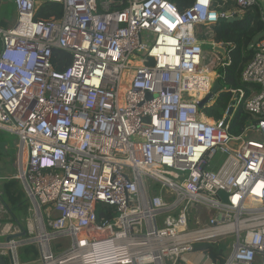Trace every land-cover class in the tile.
Returning <instances> with one entry per match:
<instances>
[{
  "label": "built area",
  "instance_id": "obj_1",
  "mask_svg": "<svg viewBox=\"0 0 264 264\" xmlns=\"http://www.w3.org/2000/svg\"><path fill=\"white\" fill-rule=\"evenodd\" d=\"M213 1L182 13L165 0L11 1L0 132L16 137L10 177L29 208L21 227L0 204L2 264H213L194 246L215 242L227 244L223 264H264V38L241 74L250 95L207 119L198 104L226 59L199 35L256 4L217 14ZM46 2L60 19H35ZM54 50L69 56L62 71ZM242 101L256 123L232 136ZM27 246L36 260L23 261Z\"/></svg>",
  "mask_w": 264,
  "mask_h": 264
},
{
  "label": "trees",
  "instance_id": "obj_2",
  "mask_svg": "<svg viewBox=\"0 0 264 264\" xmlns=\"http://www.w3.org/2000/svg\"><path fill=\"white\" fill-rule=\"evenodd\" d=\"M165 1L173 3L180 13L187 10L193 2V0ZM2 7L0 9V26L6 28L9 26V22L5 19ZM213 7L217 14H221L233 11L236 8V2L234 0H214ZM61 16V5L46 2L38 6L35 19L49 20L54 18L58 20ZM203 32L206 36L203 35ZM263 38V9L257 0L256 4L247 8L242 15H235L234 21L230 23H217L211 27L209 33L206 29L202 28L199 41L221 44L227 50L224 68H218L216 70L221 76L216 80L221 87L220 91L216 94L211 104L202 110V113L207 119L214 122L220 121L233 99L237 97L238 91L241 90L244 92L243 101L250 95V86L242 82L241 74L245 66L254 56V45ZM207 46L205 45L203 48L206 49L210 47ZM68 62L69 56L66 53L59 50L53 51L52 63L56 70L62 71L66 68ZM243 101L235 108L229 124L228 132L232 136L241 135L249 125L256 123V121L244 111ZM154 189H158V186L155 185ZM0 204L4 206L9 216H11L10 222L22 227L23 221L27 217L29 204L19 181L10 176H5L0 184ZM96 211L98 220L103 219V217L110 218V209H107L105 206H97ZM194 250L206 254L213 264H223L228 254L227 244L220 242L200 243L194 246ZM20 256L23 261H27L28 259L36 260L38 258V253L35 248L27 246L22 248Z\"/></svg>",
  "mask_w": 264,
  "mask_h": 264
},
{
  "label": "rangeland",
  "instance_id": "obj_3",
  "mask_svg": "<svg viewBox=\"0 0 264 264\" xmlns=\"http://www.w3.org/2000/svg\"><path fill=\"white\" fill-rule=\"evenodd\" d=\"M11 1L12 0H3V7L2 8L4 10L5 19H7L9 22L13 23L16 16L14 14V8L11 4ZM257 1L259 2V4L261 5V7L263 9V15H264V0H257ZM203 35H205L204 32H203ZM203 50L208 55L211 51V48L210 47H208L206 49L203 48ZM2 141L6 142L9 145V148L7 149V156L6 157H2L0 155V172L4 176H5V174H6V176L12 175L13 174L12 158H13L15 151H16V148H15L16 137L12 136L10 134L4 133V132H0V142H2ZM0 184H1V181H0ZM226 242L230 243V239H228V241H226ZM53 250L55 251L56 249L54 248Z\"/></svg>",
  "mask_w": 264,
  "mask_h": 264
},
{
  "label": "water",
  "instance_id": "obj_4",
  "mask_svg": "<svg viewBox=\"0 0 264 264\" xmlns=\"http://www.w3.org/2000/svg\"><path fill=\"white\" fill-rule=\"evenodd\" d=\"M235 18H221L218 19L217 23H222V22H227L230 23L232 21H234ZM212 51L218 55L221 56V58L226 59L227 57V50L224 47H220V46H214L211 48ZM220 85L218 83V81H214L212 88L210 90V93L198 104V108L200 110H203L204 107L207 105L208 101L215 96L219 91H220ZM232 114V109H229V111L227 112V116H230ZM226 123V121H225ZM238 144L234 143V142H229L228 143V147L230 148H237ZM5 147V143L4 142H0V154L1 155H6L5 151L3 150ZM217 197L222 201V202H227V195L222 192V191H218L217 192ZM0 264H2V262L0 261Z\"/></svg>",
  "mask_w": 264,
  "mask_h": 264
},
{
  "label": "crops",
  "instance_id": "obj_5",
  "mask_svg": "<svg viewBox=\"0 0 264 264\" xmlns=\"http://www.w3.org/2000/svg\"><path fill=\"white\" fill-rule=\"evenodd\" d=\"M264 16V15H263ZM3 142V141H2ZM5 143V147H4V151H5V153H6V155H1L2 157H6L7 156V149L9 148V145L6 143V142H4ZM0 174H2L1 172H0ZM5 176H6V174H5ZM7 176H10V175H7Z\"/></svg>",
  "mask_w": 264,
  "mask_h": 264
},
{
  "label": "bare ground",
  "instance_id": "obj_6",
  "mask_svg": "<svg viewBox=\"0 0 264 264\" xmlns=\"http://www.w3.org/2000/svg\"><path fill=\"white\" fill-rule=\"evenodd\" d=\"M11 217V216H10ZM14 217V216H13Z\"/></svg>",
  "mask_w": 264,
  "mask_h": 264
},
{
  "label": "clouds",
  "instance_id": "obj_7",
  "mask_svg": "<svg viewBox=\"0 0 264 264\" xmlns=\"http://www.w3.org/2000/svg\"><path fill=\"white\" fill-rule=\"evenodd\" d=\"M211 48V47H210ZM212 50V49H211Z\"/></svg>",
  "mask_w": 264,
  "mask_h": 264
}]
</instances>
